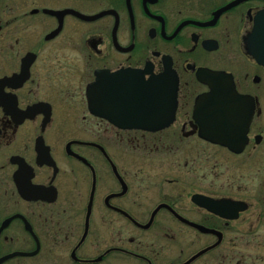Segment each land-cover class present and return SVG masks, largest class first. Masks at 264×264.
Masks as SVG:
<instances>
[{
  "label": "flooded vegetation",
  "instance_id": "af4514ba",
  "mask_svg": "<svg viewBox=\"0 0 264 264\" xmlns=\"http://www.w3.org/2000/svg\"><path fill=\"white\" fill-rule=\"evenodd\" d=\"M168 66L160 130L127 127L110 84L92 87ZM5 257L264 264V0H0Z\"/></svg>",
  "mask_w": 264,
  "mask_h": 264
},
{
  "label": "water",
  "instance_id": "95a60500",
  "mask_svg": "<svg viewBox=\"0 0 264 264\" xmlns=\"http://www.w3.org/2000/svg\"><path fill=\"white\" fill-rule=\"evenodd\" d=\"M217 76L218 73L209 71L208 83H214ZM200 79L203 80L202 77ZM105 83L110 84L112 92L101 94L105 99L103 103H112V108L117 109L118 113L121 111L127 127L154 131L173 123L178 106L179 79L172 67L168 66L164 72L151 75L148 79L143 73L132 69L111 75L102 74L92 87L97 89ZM202 97L198 98L200 102ZM4 259L6 257L0 259V263Z\"/></svg>",
  "mask_w": 264,
  "mask_h": 264
}]
</instances>
